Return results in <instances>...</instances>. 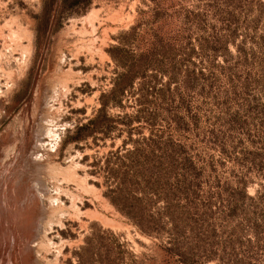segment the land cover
Segmentation results:
<instances>
[{
	"label": "rangeland",
	"instance_id": "1",
	"mask_svg": "<svg viewBox=\"0 0 264 264\" xmlns=\"http://www.w3.org/2000/svg\"><path fill=\"white\" fill-rule=\"evenodd\" d=\"M159 162L144 231L105 168ZM0 264H264V0H0Z\"/></svg>",
	"mask_w": 264,
	"mask_h": 264
},
{
	"label": "trees",
	"instance_id": "2",
	"mask_svg": "<svg viewBox=\"0 0 264 264\" xmlns=\"http://www.w3.org/2000/svg\"><path fill=\"white\" fill-rule=\"evenodd\" d=\"M134 29L133 27L131 31L128 32L131 33L133 37L134 32L132 31H134ZM123 42H125L124 39ZM228 42L229 40L226 39V43ZM224 47L227 48V45ZM152 57L154 58L153 53H141L139 56L137 55L132 63L129 65L125 64V70L120 78V85L113 88V93L115 92L118 95L123 94L128 82L130 81V83H133V81L139 78L136 88V93L138 94L136 100L141 107L138 109V112L145 111L142 105L152 104L156 109L162 108L161 104L156 101L157 99L164 98V90L162 88L157 89L155 86L158 70L155 73L148 72L150 67H160L156 63L157 60ZM151 96L155 98H150ZM106 104V102H103V106ZM155 113L156 112H153L151 115L152 124H154L155 121ZM163 147L164 143L162 141V136L153 133V136L150 138V148L155 160H161L163 158L165 153ZM105 170L116 180L115 188L110 190L112 194H115L114 197L111 196L113 201L114 199L119 200V206L120 204H123V206L130 205L133 211H125V213L137 222L144 231H151L152 228H156L158 219L153 215L146 214L147 206H145L144 203H149L148 200L151 199V196H156L157 199L164 198L165 196L164 185L166 168L163 166L162 162L144 167H107ZM129 173L135 178L131 183L127 182L125 179L126 175ZM138 193H142V195L138 196ZM144 218H146V221L142 222Z\"/></svg>",
	"mask_w": 264,
	"mask_h": 264
},
{
	"label": "bare ground",
	"instance_id": "3",
	"mask_svg": "<svg viewBox=\"0 0 264 264\" xmlns=\"http://www.w3.org/2000/svg\"><path fill=\"white\" fill-rule=\"evenodd\" d=\"M14 19H15V18H14ZM7 22H8V21H7ZM6 24H7V23H6ZM11 25H12V24H11ZM11 25H10V26H11ZM10 28H11V27H10ZM12 30H13V29H12ZM10 31H11V30H10ZM10 31H9V32H10ZM15 33H16V32H15ZM16 34L18 35V33H16ZM2 36H3V35H2ZM12 36H13V33H12ZM12 36H11V37H12ZM14 36H15V35H14ZM18 36H19V35H18ZM19 37H20V36H19ZM8 38H10V37H8ZM20 38H21V37H20ZM4 40L6 41V39H4ZM19 40H20V39H19ZM19 40H18V41H19ZM2 41H3V40H2ZM10 41H11V40H10ZM7 42H8V41H7ZM11 42H12V41H11ZM9 47H10V46H9ZM17 50H18V49H17Z\"/></svg>",
	"mask_w": 264,
	"mask_h": 264
}]
</instances>
